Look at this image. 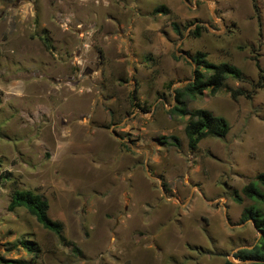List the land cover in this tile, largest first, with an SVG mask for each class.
<instances>
[{"label":"rangeland","instance_id":"rangeland-1","mask_svg":"<svg viewBox=\"0 0 264 264\" xmlns=\"http://www.w3.org/2000/svg\"><path fill=\"white\" fill-rule=\"evenodd\" d=\"M255 3L260 27L251 0H0V264H264L233 257L260 236L241 220L264 172ZM196 52L241 79L184 101L229 128L191 151L173 108ZM13 189L42 196L75 249L7 211Z\"/></svg>","mask_w":264,"mask_h":264},{"label":"trees","instance_id":"trees-1","mask_svg":"<svg viewBox=\"0 0 264 264\" xmlns=\"http://www.w3.org/2000/svg\"><path fill=\"white\" fill-rule=\"evenodd\" d=\"M254 18L260 27V16L255 0H251ZM175 30L176 27H174ZM197 35V33H195ZM45 48H48L45 39H40ZM258 76L257 81L253 85L254 89L264 88V67L260 68L257 59L252 56ZM195 68L192 71V80L174 92V100L176 105L174 111L181 116L188 115V120L184 126V135L187 140V146L191 151H194L198 142L205 137L223 138L228 131V124L222 117L214 116L211 112L204 109H196L190 112L186 111L185 100H193L201 95L203 91L209 90L211 95H214L223 85L224 80L228 75L236 79H241L240 71L228 63H220L214 65L205 59L203 52H196L192 57ZM204 70L209 71V75L205 77ZM136 91V89H134ZM252 92H244L242 90H234L230 93V98L235 100L237 96H243L249 99ZM163 139V138H162ZM242 194L255 203L242 210L241 220H251L254 228L260 233L258 242L249 249H240L233 254V257L238 261H253L264 263V210L258 205H264V172L257 174L254 180L248 182L242 189ZM10 201L7 206V211L11 212L15 208H24L29 215L34 217L36 222L44 229L57 235L64 245L75 249V245L71 241L62 238V224L52 220L47 215L48 205L46 200L39 194L29 190L13 189L9 195ZM238 202L240 198L236 199ZM27 245L26 242H22ZM225 264H232L225 261Z\"/></svg>","mask_w":264,"mask_h":264}]
</instances>
